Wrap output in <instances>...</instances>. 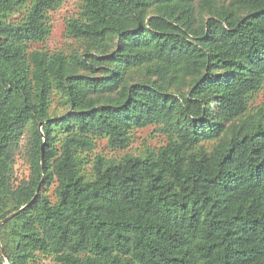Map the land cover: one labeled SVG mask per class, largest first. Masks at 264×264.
Here are the masks:
<instances>
[{"label": "trees", "instance_id": "1", "mask_svg": "<svg viewBox=\"0 0 264 264\" xmlns=\"http://www.w3.org/2000/svg\"><path fill=\"white\" fill-rule=\"evenodd\" d=\"M65 1L0 0V223L41 184L0 264H264V0H81L35 48Z\"/></svg>", "mask_w": 264, "mask_h": 264}, {"label": "rangeland", "instance_id": "2", "mask_svg": "<svg viewBox=\"0 0 264 264\" xmlns=\"http://www.w3.org/2000/svg\"><path fill=\"white\" fill-rule=\"evenodd\" d=\"M81 0H66L61 7L51 11V21L53 30L50 37L42 43L34 44L35 48L46 49L55 51L64 49L67 50L74 45L73 41L67 37L66 34V21L73 16L80 13ZM264 104V88L257 94L255 99V107ZM165 136L157 133L153 126H149L134 133V138L126 149H112L105 141L98 142L96 151L105 153L110 157L123 156L126 153H140L147 148H158L164 144ZM29 175V166L25 154V145L21 152L17 155L15 163V177L16 179L25 178ZM52 196L54 194V187L48 190ZM41 264H53L50 260L43 259Z\"/></svg>", "mask_w": 264, "mask_h": 264}, {"label": "water", "instance_id": "3", "mask_svg": "<svg viewBox=\"0 0 264 264\" xmlns=\"http://www.w3.org/2000/svg\"><path fill=\"white\" fill-rule=\"evenodd\" d=\"M44 146H45V143L42 145V162H43V160H44ZM40 189H41V184H40L39 187H38V190H37L36 196H35V197H34V198H33V199H32L27 205L23 206L20 210L16 211L15 213H13L12 215H10V216L7 217L6 219L2 220L1 223H0V225H1L2 223L6 222L8 219L12 218L15 214H18L20 211H22L23 209H25L28 205H30V204L35 200V198L37 197V195L39 194ZM4 255H6V254L4 253Z\"/></svg>", "mask_w": 264, "mask_h": 264}]
</instances>
